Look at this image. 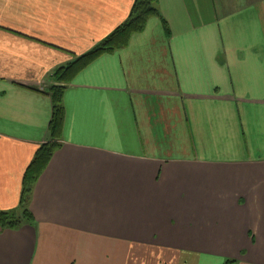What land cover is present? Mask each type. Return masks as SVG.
Instances as JSON below:
<instances>
[{
  "label": "crops",
  "instance_id": "1",
  "mask_svg": "<svg viewBox=\"0 0 264 264\" xmlns=\"http://www.w3.org/2000/svg\"><path fill=\"white\" fill-rule=\"evenodd\" d=\"M134 2L0 0V212L24 221L0 228V264H264V0H157L126 47L56 83Z\"/></svg>",
  "mask_w": 264,
  "mask_h": 264
},
{
  "label": "trees",
  "instance_id": "2",
  "mask_svg": "<svg viewBox=\"0 0 264 264\" xmlns=\"http://www.w3.org/2000/svg\"><path fill=\"white\" fill-rule=\"evenodd\" d=\"M153 17H161L157 9V0H135L130 16L126 22L120 25L109 37L100 42L91 51L79 57L68 67L59 69L54 74L56 83L67 84L71 82L73 76L82 68L93 62L98 56L104 53L117 52L126 47L131 37L143 31L148 21ZM167 27V22L163 20ZM65 86H54L49 91L52 100L53 114L49 127V141L41 147L36 159L28 168L23 180V198L24 215L32 216L28 209L27 202L33 191L34 185L41 177L49 165L54 153L61 147L62 131L65 119V109L63 96ZM24 224L23 219L16 218L14 213L0 212V228L19 230Z\"/></svg>",
  "mask_w": 264,
  "mask_h": 264
},
{
  "label": "rangeland",
  "instance_id": "3",
  "mask_svg": "<svg viewBox=\"0 0 264 264\" xmlns=\"http://www.w3.org/2000/svg\"><path fill=\"white\" fill-rule=\"evenodd\" d=\"M203 15H205V11H203ZM60 84V83H59ZM24 211V210H23Z\"/></svg>",
  "mask_w": 264,
  "mask_h": 264
}]
</instances>
